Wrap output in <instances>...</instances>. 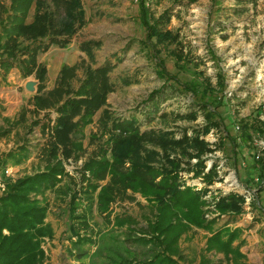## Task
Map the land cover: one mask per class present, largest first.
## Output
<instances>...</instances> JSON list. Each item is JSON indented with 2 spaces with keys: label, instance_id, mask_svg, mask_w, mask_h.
Masks as SVG:
<instances>
[{
  "label": "trees",
  "instance_id": "1",
  "mask_svg": "<svg viewBox=\"0 0 264 264\" xmlns=\"http://www.w3.org/2000/svg\"><path fill=\"white\" fill-rule=\"evenodd\" d=\"M219 1L211 0L212 3ZM143 4L140 0L141 23L148 29L147 37L154 38L153 43L173 45L169 52L175 63L183 59L188 61L189 55L183 53L177 35L170 30L158 29L169 22V10H162L153 23L148 24ZM83 22L80 0H10L9 5L0 0V73L6 74L17 67L23 76L33 75L37 80L36 91L28 97L27 106H23L15 118L3 119L6 126L0 125V138L14 127L26 124L28 114L31 115L29 128L39 130L42 141L37 143L36 154L43 162L42 169L12 181L5 176L6 167L24 162L32 148L23 143L0 155V181L3 183L0 192V264H43L46 255L42 241L52 236V229L45 221L49 209L47 191L68 198V216L79 220V223L69 224L76 237L74 245L95 242L89 223L91 218L87 217L86 211L78 209L83 204L90 213L95 207L107 224L118 228L126 226L130 237L124 240L135 241L144 247L138 259L126 249V255L114 252L103 264H182L184 259L178 240L191 225L210 233L205 239V251L221 252L225 264L229 261L244 264V254L239 250L244 242L240 238L242 229H213V226L220 215L241 214L245 196L228 191L217 192L208 199L204 197L209 191L207 186L220 180L216 163L212 162L205 169L202 154L213 152L217 147L204 136L221 125L225 137L233 141L216 111L221 105L217 93L224 86L222 77L217 75L216 88L208 83L202 87L182 83L183 90L191 96V106L182 112L167 113L158 109L161 95L166 99L175 96L166 92L168 87L181 92L173 85L176 78L164 79L159 87L147 93L150 110L143 114L145 118L153 114L161 120L168 117L193 120L199 113L203 117L199 127H191L189 133L186 128H179L177 134L174 129L142 128L144 123L136 115H117L107 107V97L115 90L111 72L116 65L110 60L93 65V47L99 44L98 41L80 42L78 48L87 54L89 64L84 59L79 63L63 64L54 84L47 87L48 69L39 61V55L52 45H69L73 33ZM188 62L197 66L191 59ZM157 66L162 75L164 64L161 59ZM80 69L82 75L78 72ZM135 80L127 76L121 82L128 85ZM260 109L258 107L252 117L236 121L239 140L251 141L252 135L264 134L263 123L258 119ZM98 112L97 132L90 135L94 149L71 173L66 164L83 156L85 128L93 123ZM147 145L158 148L160 153ZM174 150L180 157L168 156V152ZM141 151L144 155H140ZM191 157L195 158L194 162L189 160ZM257 162L259 185L256 191L264 193V150ZM189 173V179L198 178L203 183L200 188L186 183L187 178L183 175ZM137 190L148 197L146 201L152 209V218L146 219L145 228L135 232V217L119 213L112 216L111 205L116 200H135L132 193ZM259 209L264 213L263 207ZM207 212L216 215L206 218ZM198 264L214 262L202 253Z\"/></svg>",
  "mask_w": 264,
  "mask_h": 264
},
{
  "label": "rangeland",
  "instance_id": "2",
  "mask_svg": "<svg viewBox=\"0 0 264 264\" xmlns=\"http://www.w3.org/2000/svg\"><path fill=\"white\" fill-rule=\"evenodd\" d=\"M2 1L5 5L10 3V0ZM240 1L220 0L212 3L211 0H143L148 24H152L162 10H169V22L166 26H158V29L170 30L177 35L183 53L189 55V60H193L196 67L185 59L175 63L169 52L173 45L153 43L154 38L147 37L148 29L141 23L140 0H80L84 22L73 33L70 44L66 47L50 46L39 55V61L47 66L46 84L50 88L63 64L79 63L83 59L89 64L87 54L78 48L80 42L89 39L98 41L99 44L93 47V65L105 60L116 65L111 72L115 90L107 97V107L117 115H136L144 123L142 128L174 129L176 134L179 128L184 127L189 133L191 127L202 125V115L197 113L193 120H172L170 117L161 120L153 114L145 118L143 114L149 113L147 110L150 108L149 101H146L147 93L159 87L164 79L170 80L171 76L176 78L173 85L181 92H175L169 87L165 89L175 96L166 99L165 95H161L158 109L167 113L182 112L189 109L191 103V96L183 90L182 83L201 87L208 83L216 88L217 77L221 76L224 86L217 93L221 105L216 111L233 141L225 137L221 125L204 136L207 142L217 147L213 152L202 154L205 169L212 162L216 163L220 178L207 186L209 191L204 197L208 199L217 192L223 194L228 191L245 196L243 212L218 216L213 229L241 228L240 238L244 242L239 250L244 254L242 261L244 264H264V213L259 209L264 208V193L256 191L259 185L257 160L264 150V134L252 135L251 141L243 142L237 137L236 123L239 118L252 117L257 108L261 107L258 119L264 126V0ZM159 59L164 64L162 75L158 73ZM78 72L82 75V69ZM127 76L136 79V82L123 85L121 81ZM28 80L35 81L34 76H23L17 67L11 68L6 74L0 73V125L3 127L6 126L3 119L15 118L21 108L27 106L28 97L34 93L25 88ZM99 115L100 112L94 117L93 123L85 128V139L82 142L85 152L81 159L66 164L71 173L94 149L90 135L97 132ZM28 117L26 124L14 127L8 135L0 138V155L23 143L32 148L29 158L24 162L6 167L5 176L12 181L43 168V162L36 154L37 143L42 138L37 127L29 128L31 115L28 114ZM146 147L160 153L156 147ZM188 152L192 150L188 149ZM140 155H144V152L141 151ZM168 156L180 157V153L174 150L168 152ZM189 160L194 162L195 158ZM190 175H183L187 178L186 183L200 188L203 183L198 178L189 179ZM2 188L3 183L0 181V192ZM132 194L135 200H116L111 209L112 216L119 213L135 217L136 232L146 227V219L152 218V209L147 204L148 197L138 190ZM45 196L49 205L45 221L52 229V236L42 241L46 255L43 264H103L109 257H113L114 252L126 255V249L137 259L140 258L144 247L135 241L124 240L130 237L126 226L118 228L107 224L95 207L90 213L83 204L78 209L80 212L86 211L87 217L91 218L89 223L95 242L74 245L76 237L69 224L79 223V220L69 218L68 198L57 197L51 191H47ZM215 215L209 212L204 214L206 218ZM208 235V231L193 225L181 234L178 247L184 259L182 264H198L202 253L214 264H225L221 252L204 250Z\"/></svg>",
  "mask_w": 264,
  "mask_h": 264
},
{
  "label": "water",
  "instance_id": "3",
  "mask_svg": "<svg viewBox=\"0 0 264 264\" xmlns=\"http://www.w3.org/2000/svg\"><path fill=\"white\" fill-rule=\"evenodd\" d=\"M35 82L37 84V80L33 81V80H28L26 83H25V88L29 91H36L35 89Z\"/></svg>",
  "mask_w": 264,
  "mask_h": 264
}]
</instances>
